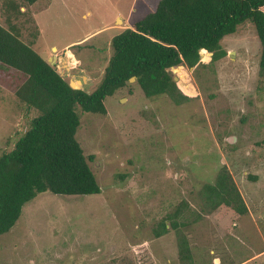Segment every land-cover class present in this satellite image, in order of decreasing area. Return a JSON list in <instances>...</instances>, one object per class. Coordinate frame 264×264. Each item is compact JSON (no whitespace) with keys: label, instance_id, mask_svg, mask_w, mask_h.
Listing matches in <instances>:
<instances>
[{"label":"rangeland","instance_id":"1","mask_svg":"<svg viewBox=\"0 0 264 264\" xmlns=\"http://www.w3.org/2000/svg\"><path fill=\"white\" fill-rule=\"evenodd\" d=\"M158 1L39 0L28 17L6 22L0 0V24L16 28L57 70L71 62L70 73L62 71L68 82L85 69L91 79L84 90L91 93L112 56V38ZM221 45L228 55L209 68H182L195 87L191 97L198 98L181 105L167 96L148 99L132 81L106 99L105 116L78 106L76 137L85 155L94 156L90 166L101 193L39 194L25 205L15 227L0 236V264H181L176 232L159 238L155 232L183 201L202 215L188 228L195 264H240L251 257L260 259L244 264H264L261 46L251 23ZM210 58L203 53V63ZM26 81L25 74L0 63V156L14 148L36 115L27 113L16 94ZM224 166L248 216L224 206L202 211L199 193L214 184Z\"/></svg>","mask_w":264,"mask_h":264},{"label":"trees","instance_id":"2","mask_svg":"<svg viewBox=\"0 0 264 264\" xmlns=\"http://www.w3.org/2000/svg\"><path fill=\"white\" fill-rule=\"evenodd\" d=\"M38 1L5 0L3 21L28 17ZM246 23L254 26L259 39V73L264 77V0H159L152 12L112 38V56L91 93L72 89L55 66L20 39L16 28L0 24V63L27 76L16 94L27 113H36L14 148L0 156V236L15 227L25 205L41 193H101L90 166L94 156L85 155L76 137L81 124L78 106L87 113L107 115L106 99L125 89L133 77L148 99L167 96L181 105L198 98L174 81L172 68H209L224 59L228 52L222 41ZM34 36H39L38 29ZM202 49L213 53L209 63H203ZM199 195L205 214L223 206L238 216L250 214L225 166ZM201 216L183 201L155 232L157 238L170 229L176 232L181 264H195L188 228Z\"/></svg>","mask_w":264,"mask_h":264},{"label":"water","instance_id":"3","mask_svg":"<svg viewBox=\"0 0 264 264\" xmlns=\"http://www.w3.org/2000/svg\"><path fill=\"white\" fill-rule=\"evenodd\" d=\"M203 53L208 54L210 57L213 56L212 52H208L205 49H202L200 51L201 58H203ZM54 60H57V58H53ZM52 66H54V62H52ZM183 66H178L175 68H172L171 71L176 72L179 74V76L174 77V81L181 85L182 89L190 90L191 88H195L190 82L186 81V74L182 73ZM70 73V72H69ZM136 77H133L130 82L136 81ZM88 78L85 74H77L73 75L69 84L72 89L74 90H84L85 85H87Z\"/></svg>","mask_w":264,"mask_h":264},{"label":"crops","instance_id":"4","mask_svg":"<svg viewBox=\"0 0 264 264\" xmlns=\"http://www.w3.org/2000/svg\"><path fill=\"white\" fill-rule=\"evenodd\" d=\"M121 30H124V28H120ZM68 54V53H67ZM68 56V55H67ZM69 57V56H68ZM59 67V66H58ZM64 67V68H63ZM72 67H73V65H71V62L69 63V65H68V67H66L65 65H63L62 66V68H63V70H60L61 69V67H59V73H61V75L63 74L62 73V71H65L66 73H69L71 70H72ZM80 71H81V74H83V73H85V75L87 76V78H88V82H87V84L90 82V76L89 75H87V73L85 72L86 70L85 69H80ZM70 82V81H69ZM86 86V85H85ZM264 252V251H263ZM263 252H261V253H263ZM258 255H260V254H258ZM257 255V256H258ZM258 259H260V257H251V258H249V259H247L245 262H242V263H240V264H244V263H246V262H248V261H250V262H255V261H257Z\"/></svg>","mask_w":264,"mask_h":264},{"label":"bare ground","instance_id":"5","mask_svg":"<svg viewBox=\"0 0 264 264\" xmlns=\"http://www.w3.org/2000/svg\"><path fill=\"white\" fill-rule=\"evenodd\" d=\"M186 90V89H185ZM188 91V90H187ZM188 92H193V89L191 88Z\"/></svg>","mask_w":264,"mask_h":264}]
</instances>
